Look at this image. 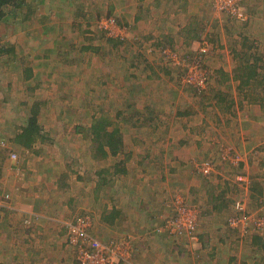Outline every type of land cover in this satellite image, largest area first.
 <instances>
[{
    "label": "rangeland",
    "instance_id": "1",
    "mask_svg": "<svg viewBox=\"0 0 264 264\" xmlns=\"http://www.w3.org/2000/svg\"><path fill=\"white\" fill-rule=\"evenodd\" d=\"M69 1L72 3L71 6H68L70 5ZM27 2L30 5L27 9L30 10H24L25 6L17 10L14 9V6H9L7 16L0 22L2 42L5 47L14 49L2 57L3 59H0V99L1 95L8 91L6 88L9 86L12 91H9L7 98L10 103H19L20 108L25 106L27 109L36 100L42 102L46 100L51 104L49 111H44V106L47 107V105H42L40 122L43 126H45L44 122L52 124L49 128L54 132V135L59 132L53 150L45 149L41 153H38L39 149H34V152L29 150V153L23 151V153H19L21 158L13 159V162L14 164L23 162L25 156L28 160V157L34 153L36 156L38 154L42 157L51 156L57 166L61 162L74 172L72 174L74 185L64 196L69 198L72 194L74 195L75 202L72 203L75 208L69 217L63 216L64 219L61 220L65 230V242L69 246L70 254L74 260L79 256L80 248L79 245L71 243V232L65 226H69L77 216L83 215L82 218L86 223L85 237L88 240L85 243L87 246L92 245L93 238L99 239L105 246L112 245V241L115 240L113 243L115 244L116 260L117 258L123 260L126 255L123 240L126 239L136 251L135 257L132 258L135 264H161L160 256L154 258V256L147 255L146 251H137V245H140L139 250H141L142 243H145V239L137 231L139 222L136 221L140 212L137 205L143 200L139 193L142 190V185L139 186L141 173L135 166H131L137 182L132 181L131 176L124 177V179L121 176L110 178L107 176V172L103 178V170H114L116 164L114 162L119 160V154L116 155L117 157L110 155L103 159L95 157L96 153L86 150L87 147L83 143L85 135L80 130V126L82 123L92 122L93 116L97 118L105 115L111 119L112 126L120 128L125 136L132 133L144 136L154 128L149 120L151 116L146 115L144 106L150 102L156 105L161 101L170 100V102H174L172 106L174 105L175 109H182V112L196 108L200 120H202V127L205 129L204 132L202 131V135L198 130L190 131L184 135V139L188 136L189 138L194 137L195 141H201L202 148H198L200 145L195 142L199 149L198 155L186 159L185 166L179 164V168H182V175L187 177L195 173V177L200 179L201 176L196 167L197 162H207L213 158L217 165L215 170L208 174L217 173L220 167L225 169L227 175L225 177L222 175L223 180L221 176L218 178L222 183L221 186H218L217 178L208 179V177L205 178L206 181L200 179L204 184L206 182L211 184L208 186L210 192L205 194L204 205H199L198 199H196L197 202H192L195 201L191 199L193 198L192 194L196 193L197 189H191L184 182L174 184L172 191L155 195L151 201L140 207L156 211L154 218L151 217L153 218L152 222L150 220L148 223V228L155 234L172 239L168 240L169 245L174 246V251L170 252L172 248L168 251L167 258L170 260V264H178L182 260H189L190 264H204L199 263L203 259H206V264H222L221 259L227 261L231 258L235 261L233 264H258L264 253L260 249V243L254 239V234L240 235L236 231H231L228 220L236 213L234 203L239 199H243L249 214L257 218L258 216L264 217V85L257 83L249 86L248 93L251 94L248 97L249 103L242 104L243 98L233 94L234 106L230 110H226L223 106L232 103V96H227L225 93H231L235 87H226V76L219 71V68L237 66V59L234 57L232 49L234 45L235 47L240 45L242 35L257 40L258 52L264 58V0H239L241 9L249 15L247 22L239 21L228 11L221 10L227 0H194L193 7L197 9V15L193 16L197 20L191 21L190 19L186 25L187 32L190 35H195V41H190L189 51L184 53L177 47L174 49V46L166 41L165 48L162 47V51L155 55L152 54L150 59L145 56L143 48L136 46L135 34L137 31L132 29L134 25L133 22L131 23L132 17L130 16L132 15L127 11V9H131V6L126 7L129 4H134V11L137 8L136 5L140 4L142 0H28ZM143 3L145 4V2ZM173 5L172 7H177L176 4ZM178 7H186V0H182V5ZM144 9L145 6L142 7V11ZM60 10H63L61 16L56 14ZM39 14H48L51 18L48 22H51L49 35L52 38L48 35L42 44L39 40L40 34L43 33V30L40 29L43 26L38 21ZM111 20L124 22L127 27V37H125L127 40L119 44L118 47L113 45L115 42L112 38H116V34L121 30L114 27ZM193 41L194 44H192ZM174 44L176 43L174 42ZM202 45L206 47L207 53H204L205 55L202 57L197 56ZM64 51L69 54L66 53L63 56ZM133 51L135 58L131 59L130 54ZM191 55H194L191 60V62L194 60V63L192 62L190 67L193 72L191 80L188 81L185 75L187 71L189 73V63L186 61L190 60ZM153 57L155 59H152ZM66 58H69L71 62L70 60L65 62ZM123 58H125L124 63H122ZM137 63L143 68H138L136 72L130 70L138 67ZM118 64L124 65L123 73H112L115 65ZM25 68H32L34 73L33 77L27 81L24 80ZM166 68L169 69V74L165 71L162 72ZM210 72L211 77L208 83ZM149 81L151 82L149 85L150 94L143 98H141L143 95L139 91L140 88L136 92L130 90L134 84ZM191 83L194 84V89ZM151 84H154L153 87H150ZM48 85L50 86L47 87ZM223 86L232 89L225 91ZM64 92L67 93L68 105L71 106L65 107L66 113L57 112L51 116L53 106L55 104L60 106L64 103L57 93ZM221 95L225 99H218V96ZM65 97L64 95V99ZM132 100L137 104L127 109L128 113H126V105ZM100 106H104V109ZM140 108L143 111H139ZM136 112L143 116L136 115ZM21 114L23 115L22 112ZM67 120L68 127L64 124ZM139 120L144 123L140 124ZM228 121L232 122L237 130V141H242L243 152L235 148L233 153L232 147L236 146L229 141L222 140L223 136L216 140L213 139L216 146L207 149L208 144L205 140L211 139L212 125H215L216 122L226 125ZM249 122H254V125L249 126ZM218 127L221 131V127L219 125ZM224 128L229 129L227 126ZM164 129L166 128L162 127L158 130ZM77 131L79 135H76ZM215 134L219 135V131L218 133L215 131ZM195 143L192 144L194 149L196 148ZM170 148L175 149L173 146ZM16 151L12 147L7 152ZM217 156L220 157L217 158ZM245 156L248 165L246 164L244 167L240 163L245 162ZM141 162L146 163L147 160L143 158ZM159 162L161 159H158L155 166H159ZM148 165L151 164L148 162ZM139 168L141 167L139 166ZM238 172L243 173L249 183L238 181L237 175L240 174ZM187 180L191 181L190 178ZM194 186L192 185L193 188ZM222 186H227L229 193L221 200V204L217 199L216 203L218 202V204H215L212 196L213 194L220 195ZM7 194H5V199H10L11 195L8 194L7 197ZM182 202L193 209L195 206L199 211L197 220H200L196 225L197 230L202 228V232L212 233L209 241L205 238L202 239L203 244L207 243V246H204L206 253L213 252L212 248L220 245L219 250L215 253V259L211 263H209L210 258L207 255L200 254L197 250L191 251L192 255L182 253L188 251L183 245V241L185 238H189V234L184 231L181 236L175 239L169 236L163 226V222L167 223L169 219L167 213L176 210ZM116 206L122 210V215L114 217L112 212L116 211ZM125 208L130 211V214L125 215ZM105 212L113 215L111 217L114 218L113 224L103 220ZM189 215L182 214V218L187 220ZM252 226L253 224L249 227ZM251 231L256 232L257 230L252 227ZM261 233L263 235L264 231ZM261 242L264 243V240ZM102 248L105 247L102 246ZM192 257L196 259L195 263L192 262ZM231 262L230 264H232Z\"/></svg>",
    "mask_w": 264,
    "mask_h": 264
},
{
    "label": "crops",
    "instance_id": "2",
    "mask_svg": "<svg viewBox=\"0 0 264 264\" xmlns=\"http://www.w3.org/2000/svg\"><path fill=\"white\" fill-rule=\"evenodd\" d=\"M143 2H145V4ZM193 2L194 0H186L187 8L178 7L179 5H182V0H142L140 4L136 5L137 8H135L134 11V4L126 6H131V9H127V11L132 15L130 16L132 17L131 23H134L132 29L137 31V34H135V41L137 42L136 46L143 48L147 58L150 59L152 54L155 55L157 52L162 51V46L166 43V41L173 45L174 49L177 47L180 50H183L184 53L189 51L191 46L190 41L195 39V35H190L187 32L186 25L189 23L190 19L191 21H194V19L197 20L193 16L197 15V9L193 7ZM69 3L70 5L68 6H71L72 3L70 1ZM173 4H176L177 7H172L174 6ZM144 6L145 9L142 11V7ZM63 10L57 11L56 14L59 16L63 15ZM37 18L43 26V28L40 29L43 30V33L40 34V43L42 44L43 41L47 39L51 30L49 27L51 22H48L51 18L48 14H39ZM49 37L52 38L50 35ZM194 41L192 44H194ZM174 42L176 44H174ZM234 48H236L235 45ZM152 51L154 52L150 54L149 52ZM130 58H135L134 51L130 54ZM152 59L155 58L153 57ZM124 61L125 58L122 59V63H124ZM137 64L138 67L130 70H135L136 72L138 68L142 67L139 63ZM123 66L124 65L122 64L115 65L112 73H123ZM222 67L223 68H219V71L222 70L224 72L222 74L226 76V87H235L231 92L232 96L233 94L239 96L236 86L238 85V81L233 79V70L236 66H233V68H228L226 66ZM163 71L168 74L170 73L168 68H166V70L163 69L162 72ZM150 83L151 82L149 81L141 84H134L133 88H130V90H135L136 92V90L140 88L139 91L142 92L143 95L141 98H143L150 94ZM39 85L41 86L42 84ZM153 85L154 84H151L150 87H153ZM49 86L50 85L47 87ZM7 87L8 88L6 89L8 91L5 90L6 93L1 95L0 99V263L76 264V259L74 260L73 256L70 254L71 250L65 242V230L63 228L64 226L61 224V220L64 219L63 216L69 217L75 208L73 205L75 202V198H73L74 195L72 194L69 198H67V196L65 198L64 196L74 185V176L72 175L74 172L64 166L61 162H59L57 166L52 161L54 158L51 156L42 157L40 154L36 156L34 153H32V156L28 157V160H26L27 158L25 156L23 157V162L14 164V160L11 158V154L13 152H7L13 147L18 151L15 153H17L18 157L21 158L19 153H23V151H25L24 153H29V150L34 152V149H39L38 153H41L45 149L53 150L55 141L58 139L57 136H59V132L54 135V132L49 128L52 124H46V122H44L45 126H43L40 122L41 117L39 115L38 120L43 127V132H46L47 136H45L43 140L36 142L30 149L24 148L18 144L15 141V137L19 132H21L22 127L26 124L29 117V111L35 101L29 105L27 109L25 106H21L22 108H20L19 103L11 102V104L7 97H9V91L12 90L9 86ZM222 88L225 91L232 89H227L224 86ZM140 92H138V94H140ZM52 93L54 94L55 92ZM62 94L66 96L64 103L60 106L55 104L52 109L53 114H50L51 116L63 108L68 107L67 93L64 92ZM239 98H241V96H239ZM41 103L42 105H47V107L44 106V111L50 110L49 106H51V104L49 102L44 100V102L41 101ZM173 103L174 102H170L169 100L166 102L161 101L156 105L150 102V104H146L144 106V111L147 113L146 115L151 116L149 120H151V124L154 125V128L150 129V132H147L144 136L136 133L125 136L121 131L124 135V149L122 147L118 153L119 160L114 162L116 163L114 165V170L106 171L107 176L110 178L121 176L122 179H124V177L131 176V180L137 182V178L133 175V168L131 169V166H135L137 171L143 176L140 177L139 181V186L142 185V190L139 193L143 199L142 202H144L137 205L138 211L140 212L136 221L139 222L137 231L145 239V243H142L143 248L141 250H139L140 245H137V251H146L148 252L147 255L154 256V258H158L160 256L159 260L161 264H170V260L167 258L169 254L168 251L171 248L170 252L174 251V246H170L168 240L171 241L172 239L164 235L155 234L154 231L149 229L148 223L150 220L152 222L154 215H156V211L145 210V208L140 207H143L144 203L151 201L155 195L160 193L165 194L172 191V189H174V184H181L182 182L186 183V186L193 190L197 189L196 193H193L195 195L192 194L193 198L191 199L195 200L192 202H197L196 199H198L199 205H204L205 194L210 192L208 186L211 184H207V182L204 184V182L200 179H204L206 181L207 179L205 178L209 177L208 179H218L221 176L223 180V176L225 177V175H227L225 169H221L220 167L218 168V172H214V174L203 172L204 174H200V179L195 177V173L187 177L182 175V168H179V164H184L186 159L198 155V148H202L201 141H195L194 137L189 138L188 136L184 139V135L194 130L201 131L200 135H202L201 133L202 131L204 132L205 129L202 127V120H200L196 108H191L182 112V109H175L174 105L172 106ZM136 104L137 103L132 100V102L126 105L125 112L128 113L127 109L134 107ZM100 108L104 109V106H100ZM42 110L43 106H41L40 112ZM139 111H143V109L140 108ZM135 114L143 116V114H139L138 112ZM153 116H155V118H153ZM94 118L96 117L93 116L91 120ZM139 122L140 124L144 123L141 120H139ZM67 123L68 120L64 122L66 126L68 125ZM91 123L92 122L89 124L82 123L81 125L83 127H88ZM216 125H219L222 130L220 131L219 127L217 128ZM253 125L254 122H249V126ZM224 126L229 127V129L224 128ZM162 127L166 128L164 129L166 130L165 132L164 130H158ZM223 129H225L226 132ZM80 130L83 131L82 127H80ZM215 131H217V133L219 131V135H216ZM76 135H79L78 131ZM221 136L224 137L222 140L226 142L229 141L231 144L236 146L235 148H237V150H242L243 152L242 141H237V130L235 129V126L232 125V122L230 123V121H228L226 125H221L218 122H216L215 125H212L211 139L209 141L207 139L205 140L208 144L207 149L216 146L215 140ZM188 142L190 143L186 145ZM193 142L199 143L200 146L197 148V144L195 143L196 148L194 149V146H192ZM83 143L88 148H86L87 151H90V153H97L96 143L93 141V137L90 133L89 135L84 136ZM170 146L175 147V149L170 148ZM46 158L47 160H44ZM143 158L147 160L146 163L141 162ZM158 159H161V162H159L160 165L155 166V163H158ZM246 161L245 156V162H241L240 165L245 167L246 164L248 165ZM148 162L151 165H148ZM117 166L122 168L124 172L116 173ZM139 166L141 168H139ZM183 166H185V164ZM188 178H190L191 181H188ZM75 180L77 181V177ZM218 183V186H221L222 183L219 179ZM192 185H195L194 188ZM222 187L223 189L221 190L220 195L216 196L213 194L212 196L214 202H216L217 199L220 204L222 203L221 200L224 196L229 193V188L227 186ZM6 193L11 195L10 199H5ZM188 196H190V194H188ZM187 200L189 202L188 198ZM115 209L117 210L118 215H122V210L119 207ZM127 213L130 214V211L126 210L125 215ZM27 218L31 221L28 225L24 223ZM199 231L201 234L202 228L201 230L199 229ZM263 235L262 240H264ZM203 236L207 239V241H209L210 237H212V233L204 232ZM202 241L203 240L201 238L200 241L195 244L194 249L188 248L189 252L187 251L182 253L192 255L191 251L194 252V250H197L200 254L207 255V257L210 258L208 261L211 263L214 261L215 253L219 250L220 245L212 248L213 252H209V254H207L206 248L204 247L205 245ZM183 245L186 246L184 243ZM192 260V262L195 263L196 259L192 257ZM221 261L222 264H230V261H232V264L235 262L233 261V258L228 259L227 261L221 259ZM190 263L191 262L189 260H182L181 262H178V264ZM199 263L206 264V259H203L202 262L199 261Z\"/></svg>",
    "mask_w": 264,
    "mask_h": 264
},
{
    "label": "trees",
    "instance_id": "3",
    "mask_svg": "<svg viewBox=\"0 0 264 264\" xmlns=\"http://www.w3.org/2000/svg\"><path fill=\"white\" fill-rule=\"evenodd\" d=\"M28 0H0V22L2 20L5 19V17L7 16V9L9 6H14V9H21L24 6L27 9V7L30 5H28L27 2ZM29 9V8H28ZM27 9V10H28ZM30 10V9H29ZM113 21V20H112ZM118 21V20H117ZM116 21V24L119 25L121 28L124 29L123 34L122 35H116V38H112V40L115 42V47L118 46V44H121L123 41H126L127 38V27L126 24L124 22H120ZM39 40V39H37ZM41 41V40H39ZM257 40H253L251 39L249 36L246 35H242V41L240 43V45L236 48L233 49V55L234 57L237 59V66L235 67L234 71V77L233 79L238 81V85H237V90L239 92V95L243 98V102L242 104H244V102L249 103L250 101L248 100V97L251 95L250 93H248L249 90V86L251 85H255L257 83H260L262 86L264 85V58H262V56L260 55V53L258 52L257 48ZM158 43V42H156ZM167 44L164 43V45L162 47H165ZM86 48V47H85ZM14 49L9 47H5L4 43L2 42V35L0 32V59H3L2 57H4L6 54L12 52ZM99 50V49H98ZM73 51V50H72ZM71 51V52H72ZM67 54H69V52L64 51L63 52V56H65ZM194 54V52H193ZM205 54H198L197 56H204ZM188 56V55H187ZM194 55L190 56V60H192ZM65 62H68L70 59L66 58ZM71 62V60H70ZM167 64V60L165 62ZM26 71L25 72V77L24 80H30L34 73H33V69L32 68H25ZM222 73H224L222 70L220 71ZM210 77H211V72L209 73V77H208V83L210 82ZM192 88L194 89L195 86L193 83H191ZM205 90V88H204ZM203 90V91H204ZM225 95L227 96H232V93H228L226 92ZM57 96L64 100V95L57 93ZM218 99H225L221 96H218ZM256 99V98H254ZM232 103L231 104H227L224 107V109L226 110H230L235 103V98L232 96L231 98ZM68 105V104H67ZM42 103L39 100H36L32 106L31 109L29 111V117L28 120L26 121V124L22 127L21 132H19L16 137H15V141L20 144L21 146H23L24 148L30 149L33 147V145L38 142L39 140H43L45 136H47L46 132H43V127L40 124L38 117L40 115V109H41ZM68 107H70V105H68ZM59 113H66L65 108H63L62 110L59 111ZM83 129V133L85 135H90L93 137V141L96 143V150L97 153L95 155V157L98 158H107L110 155H116L119 153V151L122 149L123 145H124V135L123 133L120 131V129H118L117 127H113L112 126V121L108 116L105 115H101L98 118H94L91 125L88 127H83L80 126ZM87 131H86V130ZM82 133V134H83ZM218 145V144H217ZM233 153L235 152V147H232ZM218 153V152H217ZM220 157V156H217ZM199 162V161H198ZM198 170V169H197ZM107 170H103V178L105 177V172ZM199 174H204L202 171L198 170ZM124 172L122 170V168L120 167H116V173H122ZM240 173V172H238ZM208 175V174H205ZM251 187V186H250ZM215 204H217L215 202ZM227 205V204H226ZM115 210H113V214L114 217H117V210L114 212ZM234 211H235V206H234ZM169 216L171 217L173 215V213H167ZM200 214H201V210H200ZM113 215L110 214H106V212L103 214V220L107 221L108 223L113 224L114 223V218L112 219ZM234 215L230 216V219L233 217ZM116 219V218H115ZM230 219L228 220V226L229 229L231 231H236L237 233H239L240 235L241 232L237 229L234 228L231 224H230ZM200 219H198L199 221ZM30 219L27 218L25 219L24 223L26 225L29 224ZM165 222H163V226H164ZM252 227H249L247 229V233L246 234H254V239L257 240L258 243H260V249L262 251V253H264V243H262V234H260V232H252L251 231ZM257 233V234H255ZM204 232H202L200 234L199 230H197V233H195V238H191L189 236V238H185L183 243L186 244V249H194V244L200 241V239L204 238L203 236ZM245 234V235H246ZM171 236V235H169ZM179 235L175 234L171 237L173 238H177ZM253 243H255L252 240ZM205 246H207V243H204ZM1 264V263H0ZM258 264H264V256H262L260 258V261Z\"/></svg>",
    "mask_w": 264,
    "mask_h": 264
},
{
    "label": "built area",
    "instance_id": "4",
    "mask_svg": "<svg viewBox=\"0 0 264 264\" xmlns=\"http://www.w3.org/2000/svg\"><path fill=\"white\" fill-rule=\"evenodd\" d=\"M229 2L230 0H227L225 6H223L221 10L228 11L234 18H236L239 21L247 22L249 20V15L241 9L239 5V0H231V3ZM111 23L114 25V27H117L119 30H121V32L117 33L116 35H122L124 29L121 28L119 25L116 24V22L112 20ZM200 53H207V49L205 46L202 45L199 48V54ZM186 62L189 63V73L187 71L185 76L188 78L187 80L190 81L191 74L193 72V69L190 68L192 62L191 60ZM11 158L17 159L18 154L13 152L11 154ZM214 159L215 158L210 159V161L207 162L199 161L197 162L196 167L198 168V170L206 173L214 171L217 165L216 160ZM237 179L240 182L243 181L249 183V180L243 173L238 174ZM250 185H251V181H250ZM234 206L236 213L230 219V224L234 228H237L242 235H245L248 232L247 229L251 224H253L252 227H254L257 230L256 232L261 233V231H264V217L258 216L257 218L249 214L246 211V204L243 201V199L236 200ZM193 207L194 209L191 208V206H187L182 202V204H179L177 206L176 210L174 209V211L172 212L173 215L169 217L167 223L165 222L164 224V228L165 230L168 231L167 233L169 235L173 236L177 234L181 236V234L185 231V233L189 234L191 238H195V232H197L196 225L198 222L197 217L199 211L196 209L195 206ZM182 214L183 215L190 214V215L188 219L185 220L184 218H182ZM82 217L83 215L77 216L72 222H70L71 224L69 226L68 225L66 226L67 230L69 229V231L71 232V238H70L71 243L74 245H79L80 248L79 256L76 259L78 264H135L132 260L133 247L130 242H127L126 239L123 240L125 247V254H126L123 260H120L118 258L116 260V251L114 250L115 244L113 243L115 240L112 241V245L105 246V244L101 242L99 239L96 240L95 238H93V240H91L92 245L87 246L85 243L86 240H88L85 237L86 223ZM184 227L185 230H183ZM102 246H104L106 249L102 248Z\"/></svg>",
    "mask_w": 264,
    "mask_h": 264
},
{
    "label": "clouds",
    "instance_id": "5",
    "mask_svg": "<svg viewBox=\"0 0 264 264\" xmlns=\"http://www.w3.org/2000/svg\"><path fill=\"white\" fill-rule=\"evenodd\" d=\"M81 214H84V213H81ZM66 227V226H65ZM66 229H67V227H66ZM135 257V251H134V249H133V252H132V258H134ZM133 260V259H132ZM77 262V261H76Z\"/></svg>",
    "mask_w": 264,
    "mask_h": 264
}]
</instances>
